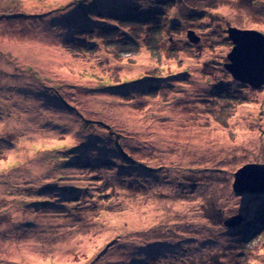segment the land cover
Wrapping results in <instances>:
<instances>
[{"label":"rangeland","instance_id":"rangeland-1","mask_svg":"<svg viewBox=\"0 0 264 264\" xmlns=\"http://www.w3.org/2000/svg\"><path fill=\"white\" fill-rule=\"evenodd\" d=\"M231 27L264 0H0V264H264Z\"/></svg>","mask_w":264,"mask_h":264},{"label":"water","instance_id":"water-1","mask_svg":"<svg viewBox=\"0 0 264 264\" xmlns=\"http://www.w3.org/2000/svg\"><path fill=\"white\" fill-rule=\"evenodd\" d=\"M227 36L232 43L227 55L228 64H224L231 77L251 88L264 85V35L256 30H239L231 27ZM195 43L197 37L187 35ZM233 190L250 193L264 192V164H247L234 173ZM241 215L228 217L225 225L235 226L243 220Z\"/></svg>","mask_w":264,"mask_h":264},{"label":"bare ground","instance_id":"bare-ground-1","mask_svg":"<svg viewBox=\"0 0 264 264\" xmlns=\"http://www.w3.org/2000/svg\"><path fill=\"white\" fill-rule=\"evenodd\" d=\"M247 164H250V163H247ZM247 164L243 165L242 167L247 166ZM252 164L258 165V164H264V163H258V164H256V163H252ZM242 167H241V168H242ZM239 169H240V168H239ZM239 169H237V170H239ZM237 170H236V171H237ZM235 173H236V172H235ZM239 191H242V190H239Z\"/></svg>","mask_w":264,"mask_h":264},{"label":"trees","instance_id":"trees-1","mask_svg":"<svg viewBox=\"0 0 264 264\" xmlns=\"http://www.w3.org/2000/svg\"><path fill=\"white\" fill-rule=\"evenodd\" d=\"M85 0H82V2H84ZM90 5H93V3L92 4H90ZM223 222H224V220H223Z\"/></svg>","mask_w":264,"mask_h":264},{"label":"clouds","instance_id":"clouds-1","mask_svg":"<svg viewBox=\"0 0 264 264\" xmlns=\"http://www.w3.org/2000/svg\"><path fill=\"white\" fill-rule=\"evenodd\" d=\"M84 8V7H81V9Z\"/></svg>","mask_w":264,"mask_h":264}]
</instances>
